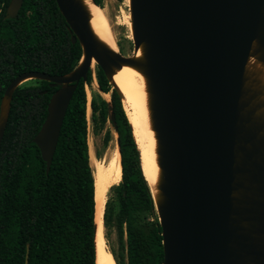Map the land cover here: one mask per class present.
<instances>
[{"label":"water","instance_id":"water-1","mask_svg":"<svg viewBox=\"0 0 264 264\" xmlns=\"http://www.w3.org/2000/svg\"><path fill=\"white\" fill-rule=\"evenodd\" d=\"M55 1L80 59L66 74L26 71L10 81L0 100V144L17 87L31 79L59 86L32 139L47 174L92 60L121 101L112 77L129 66L144 78L156 139L158 174L148 184L161 264H264V0H129L128 56L94 33L85 0ZM21 6L10 0L4 18Z\"/></svg>","mask_w":264,"mask_h":264},{"label":"trees","instance_id":"trees-1","mask_svg":"<svg viewBox=\"0 0 264 264\" xmlns=\"http://www.w3.org/2000/svg\"><path fill=\"white\" fill-rule=\"evenodd\" d=\"M9 2L0 0V100L17 75L66 74L81 56L55 0H22L18 14L5 19ZM94 2L102 6L101 0ZM97 68L100 90L110 93L121 164L114 184L117 210L107 200L103 224L106 229L116 226L127 264H161V227L134 128L121 98ZM91 80L89 71L73 93L47 174L32 139L56 88L38 80L40 86H19L12 95L0 144V264H97V177L89 163L84 89ZM90 108L95 130L110 121L106 100L92 99ZM114 135L106 131L103 143L110 145ZM148 216L154 220L145 233L138 222Z\"/></svg>","mask_w":264,"mask_h":264},{"label":"bare ground","instance_id":"bare-ground-1","mask_svg":"<svg viewBox=\"0 0 264 264\" xmlns=\"http://www.w3.org/2000/svg\"><path fill=\"white\" fill-rule=\"evenodd\" d=\"M91 13L90 24L94 33L114 49H117L111 25L106 17L103 6H99L85 0ZM139 54V50L137 51ZM92 60V67L94 66ZM139 77L141 79H139ZM118 89L123 93V101L134 128L136 140L141 150L142 168L146 177L155 183L158 174L156 162V139L150 127L149 111L147 106V94L143 76L129 66H123L112 77ZM95 84V79L92 82ZM109 95V93H103ZM116 135V133H115ZM109 160L107 163H99L96 167V245L97 264H117L112 252L107 248L103 234V203L110 182L115 178L118 168L120 153L118 144L109 146ZM97 160V159H96Z\"/></svg>","mask_w":264,"mask_h":264},{"label":"rangeland","instance_id":"rangeland-1","mask_svg":"<svg viewBox=\"0 0 264 264\" xmlns=\"http://www.w3.org/2000/svg\"><path fill=\"white\" fill-rule=\"evenodd\" d=\"M101 5L104 8V12L106 17L111 25L115 42L117 45L118 50L123 55H131L133 51V42L131 37V26H130V13H129V0H101ZM97 65L94 63L93 71H92V80L91 83L84 85L85 93H86V100L89 102L92 99H95L98 103L101 100H106L109 103L111 102L110 93L109 95H104L103 92L99 88V84L97 81ZM95 79V84H93V80ZM139 79H141L139 77ZM39 81L37 79H31L23 82L20 86H30L36 85ZM123 102V106H125V102ZM126 108V107H125ZM126 110V109H125ZM92 110L90 108V103L87 108V142H88V152H89V163L90 167L96 170L95 168L99 163H107L109 160V148L108 145L103 143V138L106 131H110L111 138L115 134L112 124L110 121H106L104 126L96 127L95 130L92 118H91ZM117 135H114L113 140L111 141L109 146L117 144ZM97 159V160H96ZM115 178L110 182L108 185L104 203H103V211L105 208V203L107 200L111 201L114 208L117 210V202H116V192L114 191L115 182L121 177V164L119 160L118 168L116 169ZM149 184L154 186V183L150 178H148ZM98 212V209H97ZM157 215V214H156ZM154 220L149 216L139 220V226H141V230L145 233H148L151 229V221ZM103 234L106 240L107 248L117 257L120 261L124 264H127V257H126V249H123L120 245L121 241L119 239L118 231L115 225L110 226L106 229L103 226ZM125 241V236H124ZM126 245V241L123 242Z\"/></svg>","mask_w":264,"mask_h":264},{"label":"flooded vegetation","instance_id":"flooded-vegetation-1","mask_svg":"<svg viewBox=\"0 0 264 264\" xmlns=\"http://www.w3.org/2000/svg\"><path fill=\"white\" fill-rule=\"evenodd\" d=\"M36 85H39V86H40L41 84L38 83V84H36ZM48 85L50 86L49 82H48ZM50 87H51V86H50ZM58 87H59V86H55L56 89H57ZM56 89H55V90H56ZM42 92L44 93L45 91H41L40 93L42 94Z\"/></svg>","mask_w":264,"mask_h":264},{"label":"built area","instance_id":"built-area-1","mask_svg":"<svg viewBox=\"0 0 264 264\" xmlns=\"http://www.w3.org/2000/svg\"><path fill=\"white\" fill-rule=\"evenodd\" d=\"M89 103H90L89 100H87V108H88V106H89Z\"/></svg>","mask_w":264,"mask_h":264}]
</instances>
